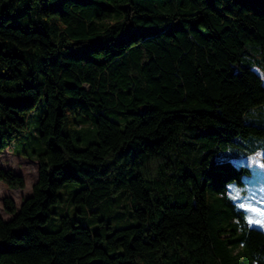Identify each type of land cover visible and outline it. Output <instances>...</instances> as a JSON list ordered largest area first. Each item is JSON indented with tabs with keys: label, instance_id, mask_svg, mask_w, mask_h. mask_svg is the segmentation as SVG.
I'll list each match as a JSON object with an SVG mask.
<instances>
[{
	"label": "trees",
	"instance_id": "obj_1",
	"mask_svg": "<svg viewBox=\"0 0 264 264\" xmlns=\"http://www.w3.org/2000/svg\"><path fill=\"white\" fill-rule=\"evenodd\" d=\"M255 66L264 0H0V152L37 160L19 205L2 197L0 264H264V230L228 193L264 148ZM89 109L79 146L64 115ZM68 181L74 213L49 229ZM123 192L131 222L92 230L80 208Z\"/></svg>",
	"mask_w": 264,
	"mask_h": 264
},
{
	"label": "rangeland",
	"instance_id": "obj_2",
	"mask_svg": "<svg viewBox=\"0 0 264 264\" xmlns=\"http://www.w3.org/2000/svg\"><path fill=\"white\" fill-rule=\"evenodd\" d=\"M255 67L264 77L261 69ZM40 109H42L41 101L31 112H38ZM111 117L113 118V116ZM94 118L95 112L91 109L66 113L63 119V130L73 137H79L81 142L77 144L84 146L88 141L95 140ZM35 119V116L30 115V122L35 123ZM30 129H32V126H30ZM260 157L259 154L256 156L257 161L253 160L251 162L248 160V162H245L252 167V171L242 177L244 189L240 190L234 183H230L228 193L237 199L239 205L245 209L248 222L264 230V164ZM0 166L10 168L24 178L22 187H11L0 179V215L7 219L10 214L2 208V197L5 195L11 196L14 202L19 205L21 199L31 192V186L37 178V160L26 155L15 154L10 148H5L0 152ZM259 182L262 188H257ZM77 187L78 184L75 181H68L56 189L57 200L50 205L51 213L44 223L45 227L56 229L60 215L64 213L72 215L74 213L73 204L70 202V194ZM257 190L259 191L257 192ZM129 202V196L126 192H123L120 197L116 198L114 203L105 200L95 205L91 211H88L87 208H85L86 210L80 209L82 213H85V218L89 220L87 224L92 230L102 233L106 232L108 227L122 226L131 222L127 216V211L130 209Z\"/></svg>",
	"mask_w": 264,
	"mask_h": 264
},
{
	"label": "crops",
	"instance_id": "obj_3",
	"mask_svg": "<svg viewBox=\"0 0 264 264\" xmlns=\"http://www.w3.org/2000/svg\"><path fill=\"white\" fill-rule=\"evenodd\" d=\"M257 71V70H256ZM258 72V71H257ZM262 73H263V75H264V72L263 71H261ZM259 73V75L261 76V78H262V81L264 82V77L260 74V72H258ZM261 155V159L264 157V148L263 149H259V150H257L256 152H254L252 155H248V156H244V158H241V159H239V162H240V160H242V161H245V162H248V160H250L251 162L253 161V160H256L257 158H256V156L257 155ZM257 161V160H256ZM263 177V176H262ZM261 177V178H262ZM261 178H260V182H261ZM259 182V184H258V186H257V188H262L260 185H261V183ZM259 190H257V192H258ZM243 192V191H242ZM243 194H246V193H243ZM237 200V199H236Z\"/></svg>",
	"mask_w": 264,
	"mask_h": 264
},
{
	"label": "water",
	"instance_id": "obj_4",
	"mask_svg": "<svg viewBox=\"0 0 264 264\" xmlns=\"http://www.w3.org/2000/svg\"><path fill=\"white\" fill-rule=\"evenodd\" d=\"M100 263H101V261L97 258H93L90 260V264H100Z\"/></svg>",
	"mask_w": 264,
	"mask_h": 264
}]
</instances>
